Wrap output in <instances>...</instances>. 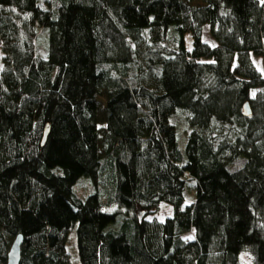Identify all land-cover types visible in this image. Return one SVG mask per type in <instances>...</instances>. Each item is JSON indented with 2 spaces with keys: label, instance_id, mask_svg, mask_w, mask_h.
I'll use <instances>...</instances> for the list:
<instances>
[{
  "label": "trees",
  "instance_id": "obj_1",
  "mask_svg": "<svg viewBox=\"0 0 264 264\" xmlns=\"http://www.w3.org/2000/svg\"><path fill=\"white\" fill-rule=\"evenodd\" d=\"M254 56L264 0H0V264L20 235L21 264H71L75 228L81 264H264ZM162 203L173 217L135 212Z\"/></svg>",
  "mask_w": 264,
  "mask_h": 264
},
{
  "label": "rangeland",
  "instance_id": "obj_2",
  "mask_svg": "<svg viewBox=\"0 0 264 264\" xmlns=\"http://www.w3.org/2000/svg\"><path fill=\"white\" fill-rule=\"evenodd\" d=\"M196 4H200V1H196ZM48 32L47 33H42L38 39V51H39V56L45 58L46 57V49L48 46ZM203 37L204 41L209 44L211 47H216L217 42L214 40V38L211 36L210 33V27L207 25L204 27L203 31ZM186 44L189 49L192 47V37L190 35L186 36ZM253 60L257 67L261 70V72L264 74V58L262 56H254ZM186 116L182 112H178L175 114L171 121L173 124H175L176 128L178 129V142H179V147L182 151H184L185 143H186V136H187V129L188 127L186 126ZM185 140V142H184ZM61 172V171H60ZM76 191L79 195L81 196H87L90 193H93L94 190L91 188V184L88 178L82 177L79 179L77 185H76ZM196 198V188L194 184L190 183L189 188L187 191V198L185 200V203L183 205V208L190 206L194 203V200ZM105 211L107 212H120L119 216V223L121 222V216L124 215V211L121 210L117 206H112V207H107L105 208ZM137 214L140 216L142 215H148V217L153 218L156 217L160 219L161 221L166 220L169 217H173L176 209L174 206L167 204V203H162L160 206L151 209L150 211L144 212L141 209L135 210ZM185 240H194V233H190L184 236ZM67 251L69 254V259L71 261V264H81L79 254H78V248H77V232L76 228L73 229L68 236L67 240ZM240 261L242 264H252V256L245 252L241 255Z\"/></svg>",
  "mask_w": 264,
  "mask_h": 264
},
{
  "label": "water",
  "instance_id": "obj_3",
  "mask_svg": "<svg viewBox=\"0 0 264 264\" xmlns=\"http://www.w3.org/2000/svg\"><path fill=\"white\" fill-rule=\"evenodd\" d=\"M251 113L252 111H251L250 105L247 102L244 105V115L249 117ZM49 128H50V125L48 124L43 142L46 141L47 135L49 133ZM21 243H22V235L18 236L15 242L13 243L9 251V254H8L7 264H21Z\"/></svg>",
  "mask_w": 264,
  "mask_h": 264
}]
</instances>
